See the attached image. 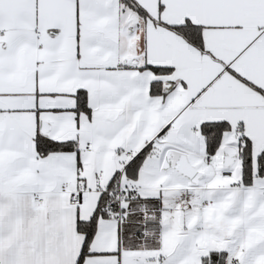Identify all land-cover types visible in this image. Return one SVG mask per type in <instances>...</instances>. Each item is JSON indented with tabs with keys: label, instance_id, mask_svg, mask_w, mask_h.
Here are the masks:
<instances>
[{
	"label": "snow or ice",
	"instance_id": "6c2138e0",
	"mask_svg": "<svg viewBox=\"0 0 264 264\" xmlns=\"http://www.w3.org/2000/svg\"><path fill=\"white\" fill-rule=\"evenodd\" d=\"M0 264H264V0H0Z\"/></svg>",
	"mask_w": 264,
	"mask_h": 264
}]
</instances>
